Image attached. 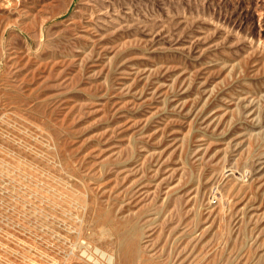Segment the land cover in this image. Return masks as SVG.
I'll list each match as a JSON object with an SVG mask.
<instances>
[{
    "label": "rangeland",
    "instance_id": "rangeland-1",
    "mask_svg": "<svg viewBox=\"0 0 264 264\" xmlns=\"http://www.w3.org/2000/svg\"><path fill=\"white\" fill-rule=\"evenodd\" d=\"M0 264H264V0H0Z\"/></svg>",
    "mask_w": 264,
    "mask_h": 264
}]
</instances>
